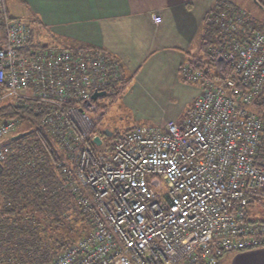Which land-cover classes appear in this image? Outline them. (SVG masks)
<instances>
[{"label":"built area","instance_id":"built-area-1","mask_svg":"<svg viewBox=\"0 0 264 264\" xmlns=\"http://www.w3.org/2000/svg\"><path fill=\"white\" fill-rule=\"evenodd\" d=\"M210 9L206 23L230 34L246 20L240 10ZM250 33L224 36L182 65V79L199 93L180 121L136 124L110 147L94 133L102 113L91 95L120 83L119 60L98 48L37 44L23 18L4 19L0 99L42 115L89 220L85 234L42 264H218L227 252L264 246V221L247 211L264 197V164L255 161L263 122L254 108L264 33ZM20 123L0 121V164ZM0 264L24 263L0 255Z\"/></svg>","mask_w":264,"mask_h":264},{"label":"crops","instance_id":"crops-1","mask_svg":"<svg viewBox=\"0 0 264 264\" xmlns=\"http://www.w3.org/2000/svg\"><path fill=\"white\" fill-rule=\"evenodd\" d=\"M214 2L0 0V11L4 19L23 18L37 44L93 47L113 55L129 80L119 101L131 99L142 106L165 103L174 109L168 117L155 120L159 126L180 121L199 93L197 85L182 79L181 67L198 51L205 17ZM230 263L264 264V246L240 250Z\"/></svg>","mask_w":264,"mask_h":264},{"label":"trees","instance_id":"trees-1","mask_svg":"<svg viewBox=\"0 0 264 264\" xmlns=\"http://www.w3.org/2000/svg\"><path fill=\"white\" fill-rule=\"evenodd\" d=\"M256 4L264 9V0H256ZM210 10H214L216 14L224 11L228 13L231 10L245 12L228 0H215ZM244 14L246 20L239 21L242 29L239 27L232 34L227 33L226 29L217 23H205L199 50L207 56V49L214 41L220 42L224 36L243 40L250 36L251 28L264 33V23L254 22ZM225 15L227 18L231 16ZM4 17L5 13L0 11V35L4 33ZM218 45L221 46L219 43ZM128 83L129 80L122 76L118 86L108 87L106 95L109 101L118 98ZM1 100L3 99H0V121L18 117L22 123L30 124V129L9 138V151L0 164V255L4 260L10 258L14 262L24 264H42L85 234L89 228V220L81 211L76 196L67 186L65 172L59 165L61 160L68 157L61 153L57 143L43 128L42 115L34 113L32 107L23 106L11 99L5 104H2ZM97 106L98 109L105 108L101 104ZM254 108L263 122L255 161L257 164H264V87L256 97ZM101 116L102 114L95 120L94 133L105 136L98 127ZM117 135L118 133L113 132L111 137H105L110 147ZM263 199L262 196L256 197L249 205L253 201L264 205ZM249 205V217L264 221V216H251ZM60 225L64 226L67 233L74 231V238L63 240L58 229Z\"/></svg>","mask_w":264,"mask_h":264},{"label":"rangeland","instance_id":"rangeland-1","mask_svg":"<svg viewBox=\"0 0 264 264\" xmlns=\"http://www.w3.org/2000/svg\"><path fill=\"white\" fill-rule=\"evenodd\" d=\"M231 1L234 2L235 4H238V7L243 9L247 14V17L252 18L254 22H259L262 24L264 23V9L260 8L259 5L256 4V2H254V0H231ZM198 52L199 50L195 54H197ZM118 85L119 83H117V85L115 86ZM111 87L112 86H110L109 88ZM121 100L119 101L116 98L115 100L110 102L109 97L107 95L100 96L97 99L98 104L105 106L104 109H98L101 110V113L104 112L98 124V127L102 130L103 133L105 129L111 132L113 131L116 133H122L127 129H129L130 127H132V125L134 124L155 125L154 123L155 120L163 119V117L164 118L168 117L174 110L173 108L168 107L167 104L165 103L161 104V106H158L154 104V102L152 103L150 102V104L142 106L141 104H138L131 99H129L130 102H127L128 104L123 100L122 101ZM7 102H9L8 99L1 100L2 104H5ZM20 122L21 123L17 128V130L13 133L14 134L13 136L18 135V133L20 132H24L30 129L29 126L30 124H28L27 122L22 123L23 121H21V119ZM100 148L101 149L104 148V143L101 145ZM249 211H251V216L253 217H263L264 205L262 203H259L258 201H253L249 205ZM58 229L60 231V235L62 236L63 240L74 238V236L76 235L74 231L67 233L63 225H60ZM46 232L49 233L50 231H46ZM61 236H57V237H61ZM238 251L239 250H234L223 254L220 257L221 262L219 261L218 264H231L230 261L232 255Z\"/></svg>","mask_w":264,"mask_h":264},{"label":"water","instance_id":"water-1","mask_svg":"<svg viewBox=\"0 0 264 264\" xmlns=\"http://www.w3.org/2000/svg\"><path fill=\"white\" fill-rule=\"evenodd\" d=\"M254 2H256V0H254ZM106 94V91L105 90H102V91H95V92H93L92 93V95H91V98L93 99V100H96L99 96H103V95H105ZM104 134H105V136H111L112 135V132L111 131H108L107 129H105L104 130ZM17 135H15V136H13V138L14 137H16ZM94 142L96 143V144H100V142H101V139H100V137L97 135V136H95L94 137Z\"/></svg>","mask_w":264,"mask_h":264}]
</instances>
